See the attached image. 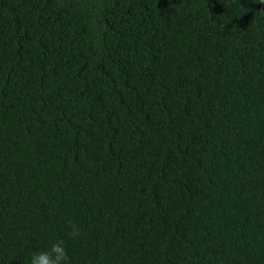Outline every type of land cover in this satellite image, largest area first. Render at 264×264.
I'll list each match as a JSON object with an SVG mask.
<instances>
[{
	"label": "trees",
	"instance_id": "16d2710c",
	"mask_svg": "<svg viewBox=\"0 0 264 264\" xmlns=\"http://www.w3.org/2000/svg\"><path fill=\"white\" fill-rule=\"evenodd\" d=\"M58 239L264 264V3L0 0V264Z\"/></svg>",
	"mask_w": 264,
	"mask_h": 264
},
{
	"label": "clouds",
	"instance_id": "9594fccd",
	"mask_svg": "<svg viewBox=\"0 0 264 264\" xmlns=\"http://www.w3.org/2000/svg\"><path fill=\"white\" fill-rule=\"evenodd\" d=\"M259 2L264 3V0H259ZM66 223L72 237H78L81 234V229L75 222L69 219ZM67 260L65 242L58 239L53 241L49 248L33 252L30 257V264H67Z\"/></svg>",
	"mask_w": 264,
	"mask_h": 264
}]
</instances>
